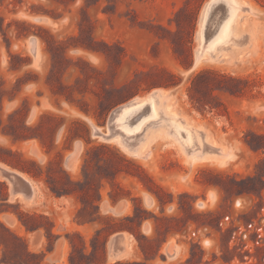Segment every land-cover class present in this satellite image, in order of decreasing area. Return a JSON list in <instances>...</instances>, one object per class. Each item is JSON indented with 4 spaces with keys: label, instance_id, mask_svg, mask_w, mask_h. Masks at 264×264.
Listing matches in <instances>:
<instances>
[{
    "label": "rangeland",
    "instance_id": "obj_1",
    "mask_svg": "<svg viewBox=\"0 0 264 264\" xmlns=\"http://www.w3.org/2000/svg\"><path fill=\"white\" fill-rule=\"evenodd\" d=\"M209 1L0 0V264H264V0L196 63Z\"/></svg>",
    "mask_w": 264,
    "mask_h": 264
},
{
    "label": "bare ground",
    "instance_id": "obj_2",
    "mask_svg": "<svg viewBox=\"0 0 264 264\" xmlns=\"http://www.w3.org/2000/svg\"><path fill=\"white\" fill-rule=\"evenodd\" d=\"M242 7L243 3L239 0H210L207 3L202 14V24L199 31L200 47L196 52V63L205 54H212L214 50L232 40V28L238 16V11ZM216 13H219V21L215 29L205 39V28L206 26L209 29L211 28ZM155 98V95H150L140 102H130L126 104L127 106L124 105L125 107L122 106L123 108L116 110L112 127L118 128L129 135L137 132L144 122L158 116L154 105ZM168 125L185 147L192 143L191 131L179 125L178 120L171 118L168 120Z\"/></svg>",
    "mask_w": 264,
    "mask_h": 264
},
{
    "label": "trees",
    "instance_id": "obj_3",
    "mask_svg": "<svg viewBox=\"0 0 264 264\" xmlns=\"http://www.w3.org/2000/svg\"><path fill=\"white\" fill-rule=\"evenodd\" d=\"M0 29H1V28H0ZM2 160H3L5 163H8L9 165H11V166H13V167H16V168L22 170L23 172H26V173H28V174H32V175H34L33 172H31V171H30L29 169H27V168H24V167H20V168H19V166H17V165H15V164L11 163L10 161H8V160H6V159H2ZM0 186L4 187V194H6V188H5V185H4L3 183H0ZM3 200H5V198H4ZM128 219H129V218H128Z\"/></svg>",
    "mask_w": 264,
    "mask_h": 264
},
{
    "label": "water",
    "instance_id": "obj_4",
    "mask_svg": "<svg viewBox=\"0 0 264 264\" xmlns=\"http://www.w3.org/2000/svg\"><path fill=\"white\" fill-rule=\"evenodd\" d=\"M207 27H208V26H206V28H205V34H206V35H205V39L207 38V35H208V32H207V31H208L209 28H207ZM118 243H119V240L116 239V241H115V245H117Z\"/></svg>",
    "mask_w": 264,
    "mask_h": 264
},
{
    "label": "crops",
    "instance_id": "obj_5",
    "mask_svg": "<svg viewBox=\"0 0 264 264\" xmlns=\"http://www.w3.org/2000/svg\"><path fill=\"white\" fill-rule=\"evenodd\" d=\"M115 241H116V239H115ZM115 241H113V243H115Z\"/></svg>",
    "mask_w": 264,
    "mask_h": 264
}]
</instances>
